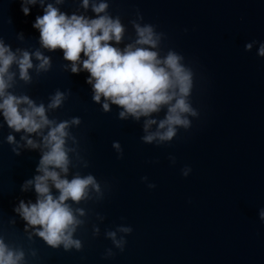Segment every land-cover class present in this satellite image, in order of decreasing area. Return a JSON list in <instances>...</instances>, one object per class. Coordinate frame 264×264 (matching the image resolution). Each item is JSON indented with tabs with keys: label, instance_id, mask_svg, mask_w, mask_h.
Instances as JSON below:
<instances>
[{
	"label": "water",
	"instance_id": "1",
	"mask_svg": "<svg viewBox=\"0 0 264 264\" xmlns=\"http://www.w3.org/2000/svg\"><path fill=\"white\" fill-rule=\"evenodd\" d=\"M99 2L89 0L85 8L83 0H37L25 16L21 0H0V39L13 52L39 50L51 61L47 71H37L33 56L27 82L13 64L8 91L43 104L56 123L79 118L68 128L67 177L93 175L100 186L86 199L68 201L82 221L73 233L81 248L48 245L14 211L20 200L36 201L34 186H21L39 174L42 147L26 146L25 133L0 114V238L24 250L25 264H264V57L258 55L264 0H106L108 8L97 14L92 4ZM49 3L69 16L118 17L124 34L110 43L121 49L138 39L134 21L151 24L160 34L153 50L161 58L169 51L182 55L193 73L188 100L197 115L187 114L190 126H177L170 141L146 142L145 121L155 119V131L166 105L138 120L120 117L122 107L111 102L105 111L103 97L93 100L90 73H73L62 49L41 46L32 24ZM249 42H255L251 50ZM57 91L65 94L63 103L49 109ZM9 134L16 143L8 142ZM27 135L42 146V136ZM186 167L192 170L184 176ZM109 232L123 238V250Z\"/></svg>",
	"mask_w": 264,
	"mask_h": 264
},
{
	"label": "clouds",
	"instance_id": "2",
	"mask_svg": "<svg viewBox=\"0 0 264 264\" xmlns=\"http://www.w3.org/2000/svg\"><path fill=\"white\" fill-rule=\"evenodd\" d=\"M39 2L44 4V0ZM61 2L62 0H57V3ZM35 4L37 0H21L22 13L25 16L30 15L29 5ZM83 6L87 8L89 0H83ZM92 8L100 14L105 12L108 4L106 0H101L99 3H93ZM133 23L138 39L123 49L110 43L113 40L119 43L124 34V26L118 17L113 19L109 15H97L96 18H87L77 14L69 16L49 3L44 8L43 15L36 16L32 26L40 32L42 47L50 51L57 48L63 50L64 58L72 62L70 68L73 73L82 70L90 73L86 82L92 86L93 100L100 102L103 97L105 111L110 109L111 102L122 107L120 117L131 115L138 120L141 116L148 117L153 112H159L166 105V117L159 121L155 131L150 129L157 121H145L144 129L147 134L143 140L170 141L178 131L177 126H190L187 114L197 115L188 100L193 88V73L181 62L183 56L175 51H169L163 58L159 57L158 52L153 49L159 43L160 34L154 31L151 24L141 26L135 21ZM253 43L255 42L247 43L246 49L251 50ZM144 45L151 47H143ZM17 52H13L10 46L0 39V114L10 128L25 133L21 139L27 142L26 146L42 147V156L37 167L39 174L21 186L24 191L29 186H34L36 201L20 200L14 211L26 222L25 228L32 227L48 245L53 248L63 245L65 250L72 247L79 250L81 241L74 239L73 233L82 221L77 218L68 201L79 202L88 198L91 189L97 192L100 190L93 175H76L71 180L67 177L70 163V149L66 147L68 128L70 123L79 124L80 120L74 117L70 122L56 123L49 119L43 104L37 105L27 95L17 96L8 91L15 76V73L10 71L13 64L18 66L20 78L26 82L31 80L29 69L34 66L33 56L40 61L35 66L37 71H47L51 66L50 58L39 50L34 53L27 50ZM82 52L85 57L83 59ZM258 55L264 57V41L259 42ZM64 98L65 94L57 91L51 97L48 108L59 107ZM45 128L48 129L47 134H44ZM32 133L43 137L42 146L27 135ZM7 140L16 143L11 134ZM114 147L121 151L118 142H114ZM14 151L18 153V149ZM171 159L175 162L174 157ZM191 170L186 167L183 175L187 176ZM149 187L154 188L155 184H150ZM53 188L58 190V195L53 193ZM75 211L83 214V209ZM259 216L261 221H264V208L260 209ZM120 231L130 233L132 228L122 227ZM107 235L123 250V238L116 239L115 232H109ZM0 264H25L24 250L11 247L0 238Z\"/></svg>",
	"mask_w": 264,
	"mask_h": 264
}]
</instances>
